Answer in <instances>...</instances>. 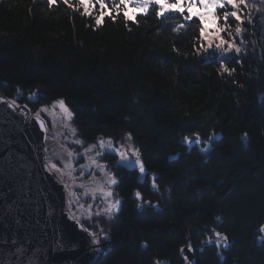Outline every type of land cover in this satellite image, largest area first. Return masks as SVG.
<instances>
[{
  "label": "trees",
  "instance_id": "obj_1",
  "mask_svg": "<svg viewBox=\"0 0 264 264\" xmlns=\"http://www.w3.org/2000/svg\"><path fill=\"white\" fill-rule=\"evenodd\" d=\"M104 3L0 0V92L65 100L76 137L124 131L147 167L137 182L108 165L122 210L104 219L114 246L99 264H187L188 245L195 264H264V0L198 6L210 29L187 9L157 16L151 6L133 20L128 7L113 10L119 0ZM233 11L240 20L225 21ZM217 37L241 52L197 54L205 38L215 51ZM186 134L199 140L184 146Z\"/></svg>",
  "mask_w": 264,
  "mask_h": 264
},
{
  "label": "water",
  "instance_id": "obj_2",
  "mask_svg": "<svg viewBox=\"0 0 264 264\" xmlns=\"http://www.w3.org/2000/svg\"><path fill=\"white\" fill-rule=\"evenodd\" d=\"M11 105L0 93V264H98L103 250L71 217L64 185L44 163V121Z\"/></svg>",
  "mask_w": 264,
  "mask_h": 264
},
{
  "label": "rangeland",
  "instance_id": "obj_3",
  "mask_svg": "<svg viewBox=\"0 0 264 264\" xmlns=\"http://www.w3.org/2000/svg\"><path fill=\"white\" fill-rule=\"evenodd\" d=\"M173 9L174 8L166 9L165 14ZM182 9L189 10L193 15L196 13V7L188 8L186 2ZM128 10L127 14L131 16L133 20L136 14L144 13L132 4L128 5ZM36 95L37 94L29 95V100H36ZM9 101L16 107H20L27 100L24 99L21 93H18L13 98H9ZM60 101L64 102L65 107L70 112L65 100L59 99L51 101L48 104H43V107H40V109L36 111L33 118H36L37 114H39V118H41L46 125L47 120L53 125L52 130L55 132V135L49 136L50 139H46L45 152L52 149L54 144L55 149L59 152L58 156H55V161L57 162L56 166L62 169L58 170V172L63 171L64 179L61 180V182L66 190L67 210L76 216V219L90 231L92 236H95L98 241L102 242L103 247L100 248L104 250L105 246L110 241L107 239L108 230L105 229L110 222L104 219L105 217L107 218V216L113 217V214L117 215L122 210V200L119 199L118 195L115 199L112 195H107L109 192L113 193L116 186L119 187V182H117V184L110 183V179H115L117 177H115V174L108 167V165L111 164L110 161H114V163L117 162L116 153L119 151L113 145H109L106 138L104 140H96L89 144L83 142L85 145V147H83L82 143L74 137L75 134L73 133H75V131L72 126L71 117L69 118L60 107ZM28 102L29 101L25 102L23 105ZM42 109H46V111H41ZM48 133H51V131L47 130V134ZM124 137V134H121V139L118 138L117 142L120 143V140L122 141ZM101 142H103V147L101 146ZM128 144L129 147L127 146ZM125 146L128 147L125 162L132 167V170L134 167V170H137L139 165H137L135 161L137 159V154L139 156L138 150L133 148V142L131 140L129 141V138ZM89 149L91 150L89 151ZM77 150H81L79 154L76 153ZM64 153L66 154L65 156ZM139 160L142 163L140 156ZM145 173L146 172L138 176L139 178L136 179L137 182L147 178ZM116 201H119L118 207L112 208L111 205L115 204ZM82 221H85L84 223L87 225L89 224L91 229H88ZM92 222L94 225L91 224ZM100 232L103 234L100 235ZM96 244L93 245L95 246ZM185 248V251H192L189 246ZM96 250H99V248ZM105 256L106 253L103 254V259ZM184 259L186 261L188 260L187 264H195V255L193 251L185 255ZM102 260L99 263H101Z\"/></svg>",
  "mask_w": 264,
  "mask_h": 264
},
{
  "label": "snow or ice",
  "instance_id": "obj_4",
  "mask_svg": "<svg viewBox=\"0 0 264 264\" xmlns=\"http://www.w3.org/2000/svg\"><path fill=\"white\" fill-rule=\"evenodd\" d=\"M50 3H52V0H49ZM65 2H67V0H65ZM96 3H99L101 9H103L105 7V3L104 0H95ZM185 2L187 3V7L188 8H192V7H202L204 9H208L209 7L212 8H216V7H224V3L223 0H119V4L114 6V11H119L121 9V6L123 8H127L128 5L132 4L135 7L139 8L142 12H147L149 9V6H159V11L156 12L157 16H163L165 14L166 9L168 8H174L177 11H181ZM229 2L231 3L233 8H237L239 6V4L244 3V0H229ZM87 10V9H86ZM153 10L155 11V7H153ZM231 15L233 17H235L237 20H240V17L237 15V13L235 11L231 12V13H225L224 15V19L225 21H227L228 16ZM126 19H130V17H125ZM183 19L185 21L189 20L190 17L189 16H184ZM200 20L204 19L203 15L199 16ZM96 23L99 25L101 23V19L97 18ZM184 28V24H178L176 25V27L174 28V31H180L181 29ZM219 31H224L225 29L221 28L218 29ZM201 33L204 32V29L201 28L200 29ZM242 29L241 27H236L235 32L237 34L241 33ZM217 40L219 42H216L214 47H215V51H209V49L213 48V42H209L207 44V46H205L203 43L200 45V49H197V54H199L200 50H203V52L208 54V58H212L216 55L217 52H219L221 54V57L224 58V54L229 53L231 51H235L236 53H240L241 52V48L238 46H235L234 42H228L220 37H217ZM241 43H243V41H241ZM220 68L223 70V72L226 73H230L229 68L226 67L223 63H220ZM60 107L64 110V112L66 113V115L70 118L71 117V112H69L67 110V108L64 105L63 101L59 102ZM14 110H15V105L12 104L11 105ZM41 111H46V109H42ZM37 120H39V114H37L36 117ZM101 146L103 147V142H101ZM91 149H89L90 151ZM119 155L121 157V161L126 159V153L121 151L119 152ZM135 163L137 165H139V170L141 173L145 172V168L143 163L140 162L139 160V156L137 154V159L135 161ZM118 167L121 166L119 163L117 165ZM52 168H55L54 165L51 166ZM102 168V166H101ZM110 183L111 184H116L117 181L115 179H110ZM153 187H155V185H153ZM108 196H111V193H107ZM137 198L140 197L139 193H136ZM119 205V201H116L115 204L111 205L112 208H116ZM261 232H264V227H262L260 229ZM216 246L219 247L221 243H223V246L225 248L228 247V243H227V237L226 236H222L220 233H216ZM262 239H264V237H262ZM93 244L99 243V241L96 239L95 236H93V240H92ZM191 250V249H190Z\"/></svg>",
  "mask_w": 264,
  "mask_h": 264
},
{
  "label": "bare ground",
  "instance_id": "obj_5",
  "mask_svg": "<svg viewBox=\"0 0 264 264\" xmlns=\"http://www.w3.org/2000/svg\"><path fill=\"white\" fill-rule=\"evenodd\" d=\"M168 12H172V10L171 11H168ZM189 13H190V11H189ZM190 16H192L193 18L196 16V15H198V16H200L201 14H195V15H193V14H189ZM207 19H209V18H212V16H207L206 17ZM189 21V20H188ZM187 21V22H188ZM210 28H212V23L211 22H209V21H207L206 20V24H205V26H204V29H210ZM204 40H206L208 43L209 42H212V40H208L207 38H205ZM2 94V93H1ZM5 98H7L6 96H4ZM29 97L30 96H28V97H26L25 99L27 100V101H29L27 104H25V105H23L25 102H27V101H25L22 105H23V107H25L27 110H28V113L30 114V116H29V118H33V116H35V114H36V111L37 110H39L40 109V107H43V104L41 103V102H39V97H41V95L38 97L37 95H36V100H34V101H30L29 100ZM42 98V97H41ZM8 100H9V98H7ZM21 105V106H22ZM30 121H31V119H29ZM46 125V124H45ZM52 127H53V125L47 120V125H46V130H50L51 131V133H48L47 134V138L48 139H50L49 138V136H53V135H55V132H53V130H52ZM50 134V135H49ZM74 134V133H73ZM121 134H126V132H124V131H122L121 132ZM190 134H186V136H184V137H181L180 138V142L184 145V146H186L185 144L186 143H190V142H192V141H194V143L196 142V140L198 141L199 139L198 138H196V137H193V138H191L190 139ZM79 142H81L82 143V145H83V147H85V145H84V143H83V141L77 136L76 137V135L74 136ZM128 138L130 139V137L128 136ZM193 139V140H192ZM100 140H104V139H100ZM106 141H107V143L109 144V145H113L115 148H117V150L119 151V152H121V151H123V152H127V147L125 146H123V145H121V144H119L118 142H117V140H113V139H106ZM54 142V141H53ZM185 142V143H184ZM206 142V141H205ZM182 145V146H183ZM183 146V147H184ZM133 148H135V146H134V143H133ZM207 148H205L204 150H206ZM82 150V149H81ZM81 150H77L76 151V153H80V151ZM119 152H117L116 153V155H117V162H115L114 163V161H113V165L111 164V166H110V168L111 169H113L115 166H117L118 165V163L121 165V166H119L120 168H121V171H125V172H127V173H129V174H134V172L137 174V175H141L142 173L140 172V170H139V168L137 169V170H132V167L131 166H129L130 168H128L127 167V165L125 164V160H123V161H121V157H120V155H119ZM58 154H59V152H58V150H56L55 149V144H54V147L52 148V149H49L48 151H46L45 152V157H44V159H45V164H47L48 165V167H50V170H51V172L52 173H54L60 180H63L64 178H63V171H60V172H58V170H62L60 167H57L56 166V164H57V162L55 161V159H56V157L55 156H58ZM108 154H110V153H108ZM204 154H206V152L204 151ZM66 154L64 153V156H65ZM127 155V154H126ZM125 164V165H124ZM52 165H54L55 166V168H52L51 166ZM122 167H124L126 170H123L122 169ZM139 167V166H138ZM144 168H145V171H148L147 170V167L145 166V164H144ZM145 174H147V173H145ZM116 179V181L117 182H119L118 183V185H120V179L118 180L117 178H115ZM117 184V183H116ZM66 191V190H65ZM112 192V191H111ZM111 195L114 197V199L116 198V196L117 195H119V193H118V186H116L115 188H114V192L113 193H111ZM119 197V196H118ZM68 211V210H67ZM69 212V211H68ZM70 215H71V217L72 218H74V219H76V216L75 215H73V214H71L70 213ZM87 230V229H86ZM88 231V230H87ZM89 232V235L91 236V238H92V240H93V236H92V234L90 233V231H88ZM103 233L102 232H100V235H102ZM106 235V234H105ZM99 243L100 244H97V245H95V247H96V249H102L103 250V248H100V247H103V245H102V242L101 241H99ZM230 243V245L231 246H233L234 245V243H232V242H229ZM114 245H113V243H112V241L110 240L109 241V243L105 246V248H104V250H103V254H107V252H108V250H112L111 248L113 247ZM188 246H190V245H188ZM185 247H183L181 250H180V255H179V253H178V255H179V257L181 258H185V255H187V254H189L190 252L192 253V251H185ZM226 253H227V251H226ZM226 256V254L224 253L223 254V257H225ZM103 259V258H102ZM192 260H194L193 258H191ZM188 261V260H187ZM238 260H234L233 261V264L235 263V262H237ZM190 262H191V260H190Z\"/></svg>",
  "mask_w": 264,
  "mask_h": 264
},
{
  "label": "flooded vegetation",
  "instance_id": "obj_6",
  "mask_svg": "<svg viewBox=\"0 0 264 264\" xmlns=\"http://www.w3.org/2000/svg\"><path fill=\"white\" fill-rule=\"evenodd\" d=\"M122 135H123V134H122ZM124 136H125L124 139H123L122 141L120 140V143H119V144H121V145H123V146L125 147V143H128V136H126L125 134H124ZM119 138L121 139V136H120ZM127 146L129 147V144H128ZM127 146H126V147H127ZM128 147H127V149H128ZM125 164L127 165L126 162H125ZM125 164H124V165H125ZM127 167L130 168L129 165H127ZM134 169H135V167H134ZM134 173H135V172H134ZM97 244H100V243H97ZM97 244H96V245H97ZM102 245H103V244H102Z\"/></svg>",
  "mask_w": 264,
  "mask_h": 264
}]
</instances>
